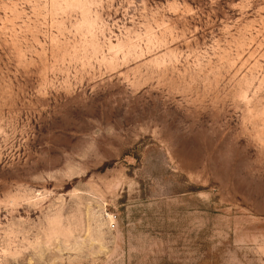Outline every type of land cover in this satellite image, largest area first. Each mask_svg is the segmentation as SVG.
I'll list each match as a JSON object with an SVG mask.
<instances>
[{
    "label": "rangeland",
    "instance_id": "obj_1",
    "mask_svg": "<svg viewBox=\"0 0 264 264\" xmlns=\"http://www.w3.org/2000/svg\"><path fill=\"white\" fill-rule=\"evenodd\" d=\"M0 264H264V0H0Z\"/></svg>",
    "mask_w": 264,
    "mask_h": 264
}]
</instances>
